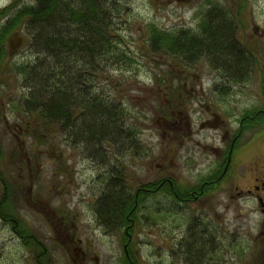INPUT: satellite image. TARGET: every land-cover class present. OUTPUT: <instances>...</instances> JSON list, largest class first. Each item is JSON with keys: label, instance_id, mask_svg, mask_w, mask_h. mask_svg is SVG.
<instances>
[{"label": "rangeland", "instance_id": "obj_1", "mask_svg": "<svg viewBox=\"0 0 264 264\" xmlns=\"http://www.w3.org/2000/svg\"><path fill=\"white\" fill-rule=\"evenodd\" d=\"M10 1L0 0V8ZM212 1L230 8L239 40L255 55L245 81H227L204 60L180 64L148 47L150 25L196 30L206 0H119L111 30L120 38L109 55H102L106 64L99 63L105 67L91 68L85 81L104 100L117 103L122 132H133L138 148L125 152L120 143L106 142L95 158L58 125L43 128L32 114L18 110L24 90L11 65L24 61L29 51L23 32H13L19 44L7 49L0 69V199L4 181L17 221L0 217V264H121L126 243L136 264H190L181 244L194 225L195 235L203 227L212 232L200 259L204 264H264V215L253 198L235 193L264 165V121L242 132L226 179L210 193L186 204L162 191L148 195L126 242L119 229L103 226L94 213L110 166L121 170L129 193L161 177L192 186L220 166L223 156H216L237 132L242 114L263 106L264 0ZM121 52L126 57L116 60ZM201 122L208 125L200 127ZM17 222L36 243L26 245ZM40 251L44 256L37 259Z\"/></svg>", "mask_w": 264, "mask_h": 264}, {"label": "trees", "instance_id": "obj_2", "mask_svg": "<svg viewBox=\"0 0 264 264\" xmlns=\"http://www.w3.org/2000/svg\"><path fill=\"white\" fill-rule=\"evenodd\" d=\"M118 2L32 0L23 3L22 0H11L0 8V69L5 64L11 33L21 30L29 51L24 61L11 65L21 76L20 86L24 90L18 99V110L32 114L43 128L58 125L71 142L85 146L91 158H95L96 152H102V144L106 142L120 143L125 152L138 148L132 144L133 132H122L124 128L117 103L104 100L99 93L90 90L85 81L91 68L105 67L99 62L106 64L104 57L111 53L120 38L111 30L113 18L121 9ZM244 2L238 14L245 6ZM205 4L198 14L196 30L167 31L150 25L148 47L152 51H165L180 64L204 60L227 81H245L255 63V55L245 41L239 40L238 25L230 8L212 0H206ZM125 57L124 52L114 55L116 60ZM242 120L243 131L260 125L264 121V104L255 112L243 113ZM102 160L99 158L100 162ZM226 173L220 176L217 169L205 176L204 179L212 181L204 185L203 193L210 192L225 179ZM106 174L102 180L104 190L95 201L94 213L103 226L119 229L124 242L138 221V206L148 195L162 191L174 201L186 204L193 200L192 191L197 187H184L170 178H156L129 193L121 170L110 166ZM0 180H3L1 173ZM13 216L7 198L2 197L0 217L15 223L17 220ZM19 228L17 232L27 246L36 243V238L23 225L19 224ZM196 229L195 225L189 228V237L180 249L186 258L190 257V264H204L200 259L203 252H207V242L212 241V232L204 231L203 227L195 235ZM38 255L37 259L44 256L41 251ZM121 261V264H136L129 243H126Z\"/></svg>", "mask_w": 264, "mask_h": 264}, {"label": "flooded vegetation", "instance_id": "obj_3", "mask_svg": "<svg viewBox=\"0 0 264 264\" xmlns=\"http://www.w3.org/2000/svg\"><path fill=\"white\" fill-rule=\"evenodd\" d=\"M213 115L214 117L217 116L215 113H213ZM239 122L240 123L236 129L237 132L230 137V141L228 140V142L226 143L225 150L219 152V154L216 156V158H220L223 156L220 161V166L216 167L220 171V176L228 172L232 153L240 144V139H241L242 131H243L242 130V127H243L242 117L239 119ZM203 125H208V122H201L200 127H202ZM226 134L227 133H224L222 137H224V135ZM217 169H212V171L217 170ZM249 176L251 178V182L248 185V187L245 188L244 190L238 189V191H236L235 193L238 196H243V193H244V196L253 198L256 204L259 206L260 212L264 215V165L260 166L256 171L249 174ZM161 178L167 179L168 177H161ZM211 181L212 179H204V180H201L200 182L198 181L195 184V186L197 185V187L193 189L192 191L193 198L194 199L199 198L200 196L210 193V192L203 193V190L205 188L204 185L208 184ZM4 187H5V192H6L7 185H5ZM237 188L238 187L236 186L235 190H237ZM262 228L264 230L263 225H262ZM263 230H261V232ZM81 253L84 254L83 252Z\"/></svg>", "mask_w": 264, "mask_h": 264}, {"label": "water", "instance_id": "obj_4", "mask_svg": "<svg viewBox=\"0 0 264 264\" xmlns=\"http://www.w3.org/2000/svg\"><path fill=\"white\" fill-rule=\"evenodd\" d=\"M257 30V27H253L252 31L255 33ZM19 37L16 34H11L9 36V48L10 50H15L16 46L19 44Z\"/></svg>", "mask_w": 264, "mask_h": 264}]
</instances>
